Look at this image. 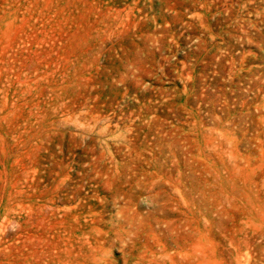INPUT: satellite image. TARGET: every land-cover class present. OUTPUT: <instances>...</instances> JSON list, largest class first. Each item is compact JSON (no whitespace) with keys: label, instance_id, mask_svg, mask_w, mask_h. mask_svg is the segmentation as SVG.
<instances>
[{"label":"rangeland","instance_id":"1","mask_svg":"<svg viewBox=\"0 0 264 264\" xmlns=\"http://www.w3.org/2000/svg\"><path fill=\"white\" fill-rule=\"evenodd\" d=\"M0 264H264V0H0Z\"/></svg>","mask_w":264,"mask_h":264}]
</instances>
